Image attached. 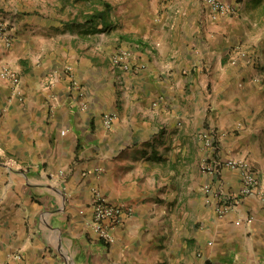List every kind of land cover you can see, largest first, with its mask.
Returning a JSON list of instances; mask_svg holds the SVG:
<instances>
[{
  "label": "crops",
  "instance_id": "crops-1",
  "mask_svg": "<svg viewBox=\"0 0 264 264\" xmlns=\"http://www.w3.org/2000/svg\"><path fill=\"white\" fill-rule=\"evenodd\" d=\"M226 1L0 0V264H264V196L222 162L264 183V36ZM99 197L130 208L110 243Z\"/></svg>",
  "mask_w": 264,
  "mask_h": 264
},
{
  "label": "built area",
  "instance_id": "built-area-1",
  "mask_svg": "<svg viewBox=\"0 0 264 264\" xmlns=\"http://www.w3.org/2000/svg\"><path fill=\"white\" fill-rule=\"evenodd\" d=\"M203 1L208 5L214 17H217L219 15H233L235 12H237L236 6L226 0ZM10 32L11 31L9 24L3 18H0V38L6 46H10L14 40L13 35ZM242 55L248 56L249 53L243 51ZM129 58V52L120 51L115 56L114 60L117 64H120L121 66L123 65L124 67L126 66V69H130L128 63ZM249 60L253 61L255 60V58L250 55ZM234 62H236V60H234ZM1 75L11 80L14 86H19L20 76L18 72H16L10 66L5 65L2 69ZM115 117L116 116L114 114L109 113L104 115V121L108 127L113 126ZM204 138L206 144L209 147H213L217 140V133L215 130H208L204 134ZM222 162L225 164V166L238 171L240 174L242 187L239 190V196H236L238 202H240L242 198L247 196H264V183L260 182L258 173L247 161V159L227 158L222 159ZM206 170L208 172H213L214 168L211 164H206ZM227 199L231 200V197H228ZM230 206L231 205L229 201L224 203L223 211H228ZM129 210L130 208L124 203H116L99 197L94 203L92 217L87 221L86 224L93 233V237L99 238L101 240H104L105 242L110 243L113 241L112 229L117 225L124 223L125 216L127 215Z\"/></svg>",
  "mask_w": 264,
  "mask_h": 264
},
{
  "label": "rangeland",
  "instance_id": "rangeland-1",
  "mask_svg": "<svg viewBox=\"0 0 264 264\" xmlns=\"http://www.w3.org/2000/svg\"><path fill=\"white\" fill-rule=\"evenodd\" d=\"M252 2V9H248L247 12L249 13L248 17L252 20V22L255 23L254 26H252V32L251 35H255L256 32L262 33V36H264V0H250ZM257 2V4L255 3ZM259 3V5H258ZM254 37V36H252ZM258 60L259 56L257 55ZM261 64V63H260ZM261 146L258 153V156L261 160L264 159V136L261 137ZM264 163V161H259ZM264 168V167H263Z\"/></svg>",
  "mask_w": 264,
  "mask_h": 264
}]
</instances>
